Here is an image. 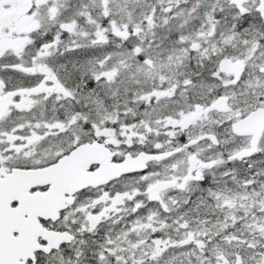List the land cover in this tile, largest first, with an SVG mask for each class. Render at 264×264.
<instances>
[{
	"label": "snow or ice",
	"instance_id": "1",
	"mask_svg": "<svg viewBox=\"0 0 264 264\" xmlns=\"http://www.w3.org/2000/svg\"><path fill=\"white\" fill-rule=\"evenodd\" d=\"M0 264H264V0H0Z\"/></svg>",
	"mask_w": 264,
	"mask_h": 264
}]
</instances>
